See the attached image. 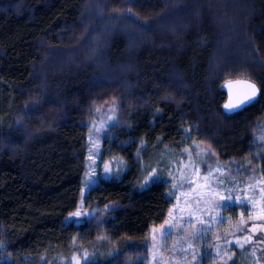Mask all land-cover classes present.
I'll return each instance as SVG.
<instances>
[{
	"label": "trees",
	"instance_id": "16d2710c",
	"mask_svg": "<svg viewBox=\"0 0 264 264\" xmlns=\"http://www.w3.org/2000/svg\"><path fill=\"white\" fill-rule=\"evenodd\" d=\"M234 79L260 93L230 111ZM109 105L96 210L68 219ZM196 144L264 176V0H0V264H146L172 187L209 166ZM249 233L211 264H261L264 237L234 238Z\"/></svg>",
	"mask_w": 264,
	"mask_h": 264
},
{
	"label": "rangeland",
	"instance_id": "374dc122",
	"mask_svg": "<svg viewBox=\"0 0 264 264\" xmlns=\"http://www.w3.org/2000/svg\"><path fill=\"white\" fill-rule=\"evenodd\" d=\"M219 16L213 13V17ZM220 18V17H219ZM88 134V170L84 181L82 200L68 219L92 216L95 208L84 202L90 188L98 183L104 173L103 132L115 119L116 106L99 110ZM200 158H205L208 168L199 166L186 188L172 187L175 197L166 220L154 225L151 231L152 246L148 254L136 258L146 264H211L228 261L232 256L223 254L220 259L211 250L219 252L229 243L215 241L228 239L250 227L249 236H235L240 245L264 237V176L247 173L246 179L237 178L236 167L212 165L214 154L203 145L196 144ZM205 156V157H204ZM209 158V159H207ZM249 174V175H248ZM207 177V179H205ZM79 212L80 214L73 215ZM225 224L224 229H219ZM221 244V245H220ZM258 249V248H257ZM212 259V260H211ZM264 264V260L262 263Z\"/></svg>",
	"mask_w": 264,
	"mask_h": 264
},
{
	"label": "water",
	"instance_id": "95a60500",
	"mask_svg": "<svg viewBox=\"0 0 264 264\" xmlns=\"http://www.w3.org/2000/svg\"><path fill=\"white\" fill-rule=\"evenodd\" d=\"M237 81H249L251 83H254L256 85V88L258 89L255 98L259 95L260 89H259L258 85L255 82H253V81H251L249 79H234V80H230V81H228V82H231L230 86H228V82L225 83V88H226V90L228 92V98H227V101H226L225 105L228 104V103L239 104L241 100H244L245 97L250 94L251 90L248 89L246 87V85L243 84V83H240V84L236 83ZM247 103H248V101H245V103H243L242 105H245ZM228 110L231 111V110H234V109H228Z\"/></svg>",
	"mask_w": 264,
	"mask_h": 264
},
{
	"label": "snow or ice",
	"instance_id": "6c2138e0",
	"mask_svg": "<svg viewBox=\"0 0 264 264\" xmlns=\"http://www.w3.org/2000/svg\"><path fill=\"white\" fill-rule=\"evenodd\" d=\"M236 83H238V84H240V83L245 84L246 87L251 90V92H250L249 95H247L245 97L244 100H241L239 104H232V103L226 104L224 106L226 109H235L237 107H240L243 103H245V101L250 102L251 100H253L255 98L256 94H257L258 89L256 88V85L254 83H251L249 81H237ZM230 85H231V82H228V86H230ZM205 179H207V177H205ZM79 214H80L79 212L73 213V215H77V216ZM241 247H242V245H241Z\"/></svg>",
	"mask_w": 264,
	"mask_h": 264
}]
</instances>
